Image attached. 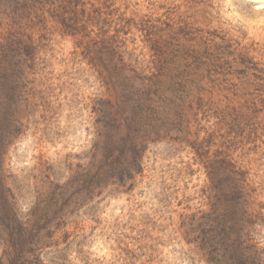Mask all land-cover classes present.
Listing matches in <instances>:
<instances>
[{"label": "rangeland", "instance_id": "374dc122", "mask_svg": "<svg viewBox=\"0 0 264 264\" xmlns=\"http://www.w3.org/2000/svg\"><path fill=\"white\" fill-rule=\"evenodd\" d=\"M166 1L183 4L116 6L138 18ZM209 3L208 14L191 12L192 28L217 30L226 41L218 39L221 68L210 67L219 73L203 83L205 120L189 137L170 123L138 134L137 162L130 148L105 145L112 89L98 82L102 68L59 31L42 55L45 70L15 96L0 94L18 121L0 164V264H209L197 224L221 213L207 187L223 183L224 158L245 172L255 244L264 249V0ZM131 33L140 53L141 37ZM91 37L102 36L95 29Z\"/></svg>", "mask_w": 264, "mask_h": 264}, {"label": "trees", "instance_id": "16d2710c", "mask_svg": "<svg viewBox=\"0 0 264 264\" xmlns=\"http://www.w3.org/2000/svg\"><path fill=\"white\" fill-rule=\"evenodd\" d=\"M118 1L0 0V94L15 96L23 81L45 70L42 55L51 52L50 36L59 31L76 41L83 59L102 68L98 82L112 89L113 100L104 102L109 122L105 145L130 148L137 162L144 148L138 134H158L159 123L176 124L188 137L193 127L199 133L205 120L203 83L214 82L212 74L219 73L210 67L221 68L224 52H219L218 39H226L217 30L192 28L191 12L208 14L212 0H183L180 5L166 1L138 18L127 17L128 5L123 12ZM183 8L185 13L179 14ZM111 28L113 35L106 33ZM95 29L102 36L97 43L91 37ZM133 31L141 37L140 53L137 39L128 38ZM159 102L162 108L156 106ZM11 110L0 103V164L5 142L17 128ZM219 166L223 183L207 188L223 208L198 222L200 249L208 254L209 264H264V249L255 244L258 224L246 207L251 194L243 182L245 172L234 171L226 158Z\"/></svg>", "mask_w": 264, "mask_h": 264}]
</instances>
